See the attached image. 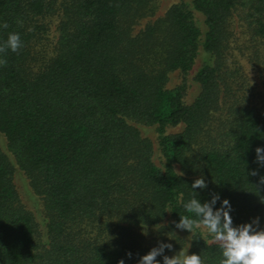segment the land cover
<instances>
[{"label":"trees","instance_id":"obj_1","mask_svg":"<svg viewBox=\"0 0 264 264\" xmlns=\"http://www.w3.org/2000/svg\"><path fill=\"white\" fill-rule=\"evenodd\" d=\"M158 9L0 0V43L11 32L22 41L0 52V264H135L159 240L173 244L168 255L184 247L218 264V244L200 230L183 238L173 223L201 176L202 202L219 192L234 225L260 216L264 227V108L235 53L245 56L241 27L264 86V0Z\"/></svg>","mask_w":264,"mask_h":264},{"label":"clouds","instance_id":"obj_2","mask_svg":"<svg viewBox=\"0 0 264 264\" xmlns=\"http://www.w3.org/2000/svg\"><path fill=\"white\" fill-rule=\"evenodd\" d=\"M2 27L6 28L7 24ZM21 47L20 34L11 32L7 39L0 43V52L5 50L16 52ZM3 63L5 61L0 59V64ZM255 162L264 167V147H256ZM251 174L256 175V170L253 169ZM261 181L264 182V177H261ZM205 188L207 182L203 176L192 181L190 197L182 201L186 214H179V220L173 222L175 228L187 230L190 236L200 230L202 237L206 235L212 243L218 244L220 249L218 264H264V227L260 226L261 217L256 216L250 222L234 225L231 215L233 206L230 200L222 197L219 192H211L210 198L202 202L195 190ZM172 250L171 242L159 240L146 254L140 256L135 264H205L202 253L189 254L188 249L182 247L172 255L166 254V251ZM126 256L132 259L133 253L128 251ZM158 256L161 259L158 260ZM117 264H126L125 259H119Z\"/></svg>","mask_w":264,"mask_h":264},{"label":"rangeland","instance_id":"obj_3","mask_svg":"<svg viewBox=\"0 0 264 264\" xmlns=\"http://www.w3.org/2000/svg\"><path fill=\"white\" fill-rule=\"evenodd\" d=\"M180 0H158L159 2V9L157 12V17L158 16H162L165 11L172 6L173 4L179 2ZM236 30L239 31V40L238 42L240 43L241 46H243V50L245 53V56H243V53H240V51H236V55L238 56V59L240 60V65H242V73L244 75H246V77L254 84V82L256 84H258V87L256 86V90L258 92V95L256 96V101L258 103V105L262 108H264V86L262 85V81L258 76V71H256V69L249 63V59L248 56L251 53L250 50L248 49V47L245 45L247 43V40L244 39L245 34H241V27H236ZM201 65V60L198 59L197 63L195 64L192 72L190 73L189 77H188V83H189V89H188V93H187V101L190 103L193 101L194 97L197 95L198 93V86L197 84L192 80L196 70L200 67ZM181 76L178 72H175L173 74H171L170 77V82H169V86L173 87L175 85H177L178 83H180L181 81ZM148 135L150 137H152L153 139H155V134L153 131H149ZM17 185L19 187L20 193L22 195V198L25 200V202H27L29 205H31V200L29 199V197H27L26 191L24 189V180H22V178L20 176H18L17 178ZM178 234L183 237V238H189V236L191 235L187 230H179L177 229ZM178 252V251H176ZM175 253V252H173Z\"/></svg>","mask_w":264,"mask_h":264}]
</instances>
